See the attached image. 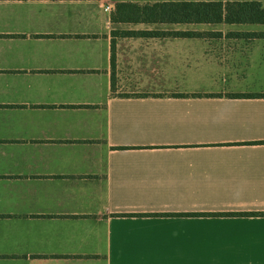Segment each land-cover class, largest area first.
<instances>
[{"label": "crops", "instance_id": "crops-1", "mask_svg": "<svg viewBox=\"0 0 264 264\" xmlns=\"http://www.w3.org/2000/svg\"><path fill=\"white\" fill-rule=\"evenodd\" d=\"M193 2L0 0V264H264V24L112 20Z\"/></svg>", "mask_w": 264, "mask_h": 264}, {"label": "trees", "instance_id": "trees-1", "mask_svg": "<svg viewBox=\"0 0 264 264\" xmlns=\"http://www.w3.org/2000/svg\"><path fill=\"white\" fill-rule=\"evenodd\" d=\"M116 22L169 23H239L264 24V4L259 2L157 3L138 5L118 3L112 15ZM125 36H163L159 31H122ZM176 36H200L197 32H173ZM146 96V95H145ZM176 97H220L222 94H176ZM228 97H259L260 94L229 93ZM240 215H263L264 212H243Z\"/></svg>", "mask_w": 264, "mask_h": 264}, {"label": "rangeland", "instance_id": "rangeland-1", "mask_svg": "<svg viewBox=\"0 0 264 264\" xmlns=\"http://www.w3.org/2000/svg\"><path fill=\"white\" fill-rule=\"evenodd\" d=\"M204 85H208V86H219V87H223V86H230V87H232V89H234V87H239L240 89H241V87H247L248 89H252L253 87H255V86H257V85H259V84H251V83H247V82H245V83H235V84H204Z\"/></svg>", "mask_w": 264, "mask_h": 264}, {"label": "built area", "instance_id": "built-area-1", "mask_svg": "<svg viewBox=\"0 0 264 264\" xmlns=\"http://www.w3.org/2000/svg\"><path fill=\"white\" fill-rule=\"evenodd\" d=\"M106 10H110V7H109V6H107V7H106Z\"/></svg>", "mask_w": 264, "mask_h": 264}]
</instances>
